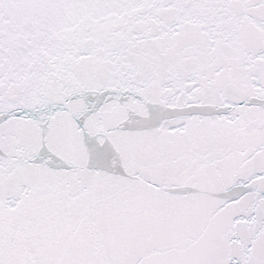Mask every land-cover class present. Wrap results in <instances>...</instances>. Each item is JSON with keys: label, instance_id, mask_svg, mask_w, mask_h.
Here are the masks:
<instances>
[{"label": "snow or ice", "instance_id": "snow-or-ice-1", "mask_svg": "<svg viewBox=\"0 0 264 264\" xmlns=\"http://www.w3.org/2000/svg\"><path fill=\"white\" fill-rule=\"evenodd\" d=\"M0 264H264V0H0Z\"/></svg>", "mask_w": 264, "mask_h": 264}]
</instances>
